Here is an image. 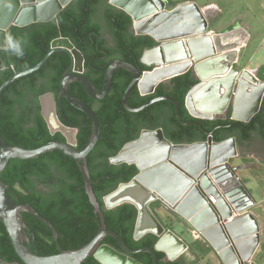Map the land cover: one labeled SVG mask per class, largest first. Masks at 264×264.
<instances>
[{
  "label": "water",
  "instance_id": "95a60500",
  "mask_svg": "<svg viewBox=\"0 0 264 264\" xmlns=\"http://www.w3.org/2000/svg\"><path fill=\"white\" fill-rule=\"evenodd\" d=\"M72 1L0 0V49L7 48L11 26L24 27L55 19ZM166 2L109 0L111 5L131 16L135 34L148 35L156 44L145 48L136 64L119 58L110 60L105 67L100 92L84 75V56L67 37L54 39L39 63L25 71H18L0 85L1 95L12 82L39 70L52 53L66 51L71 55L72 62L62 76L59 96L65 97L93 121L88 145L78 150V129L60 122L55 95L48 92L40 97L42 114L51 133L60 131L66 141H50L27 149L10 146L0 133V175L11 159H31L58 149L77 161L85 179L86 192L101 221L100 230L81 248L54 255H38L25 245L29 238L22 213H31L45 222L58 240L56 229L31 205L15 203L8 192V185L0 179V221L5 225L22 264H83L89 256H94L101 264H144L133 258L140 252L150 253L153 264H159L158 251L164 253L166 264H178L176 261L183 258L189 246L173 230L166 228L152 209L154 203L172 211L195 234L202 236L223 264H256L252 259L261 242L260 225L257 217L249 212L255 200L238 178V168L232 165L233 159L242 155L237 139L229 137L217 142L212 139V132L203 129L200 123L183 121L179 101L169 95L155 97L139 107H131L128 103L135 88L141 95H149L159 84L168 83L173 77L191 71L197 83L187 93L185 105L192 116L209 120L230 117L238 122H249L261 108L264 81H260L254 72L235 65L240 49L249 40V32L238 26L223 33H212L203 10L196 2L181 4L171 10L166 8ZM60 38L69 41L80 55L81 70L75 69L72 50L53 44ZM8 51L15 52L13 49ZM120 67L133 75L123 96L125 109L140 112L157 102L170 101L175 105L176 118L181 124L197 125L208 136L206 140L192 143H174L166 138L162 128L143 129L137 139L126 143L110 159L116 165L135 164L138 173L103 197L104 208L109 210L125 203L133 204L138 211L134 238L138 240L146 234H154L158 238L154 247L130 248L119 233L107 229L104 212L93 192L87 161L101 137L100 122L89 105L68 91V83L76 81L91 98L104 99L110 93L114 74ZM4 68L5 63L0 57V70ZM47 102L52 105L58 129L52 127L47 117ZM210 196L216 199L215 204L210 203ZM106 236L114 237L120 249L103 244ZM0 264L21 263H9L0 258Z\"/></svg>",
  "mask_w": 264,
  "mask_h": 264
},
{
  "label": "trees",
  "instance_id": "16d2710c",
  "mask_svg": "<svg viewBox=\"0 0 264 264\" xmlns=\"http://www.w3.org/2000/svg\"><path fill=\"white\" fill-rule=\"evenodd\" d=\"M132 24L131 16L111 5L109 0H73L55 19L24 27L11 26L8 37L23 38L26 42L21 44L22 55L0 49V57L5 63V68L0 70V85L18 71L39 63L54 39L67 37L83 54L84 74L100 92L108 64L107 60L101 59V52L108 53L110 59L119 58L136 64L144 49L156 44L148 35L135 34ZM106 31L113 36L114 45L104 38ZM71 62L68 52H54L39 70L19 78L2 91L0 133L10 146L33 149L50 141H66L61 132L51 133L42 115L40 97L48 92L55 95L60 122L78 129L76 148L83 150L88 145L93 133L92 119L65 97L59 96L62 76ZM258 76L264 80L260 70ZM132 78L131 72L118 68L110 93L101 100L91 98L76 81L68 83V91L89 105L100 122L101 137L87 161L93 192L104 212L107 229L119 233L128 247L136 249L154 247L158 238L151 233L138 240L134 238L138 211L133 204L125 203L109 210L104 208L103 197L138 173L135 164H112L111 157L126 143L137 139L143 129L162 128L166 138L174 143H192L206 140L208 136L197 125L181 124L176 118L175 105L170 101L157 102L140 112L125 109L123 96ZM196 83L194 75L188 71L173 77L168 83L159 84L149 95H141L135 88L128 103L131 107H139L155 97L169 95L179 101L182 120L200 123L203 129L212 132L214 141L235 137L238 144L243 145L255 136L264 140V98L259 112L249 122H238L230 117L214 120L196 118L185 105L186 95ZM0 179L8 185V192L15 203L31 205L56 229L58 240L45 222L31 213H22L29 238L25 245L38 255H54L81 248L101 228L100 217L86 192L85 179L77 161L58 149L31 159H11ZM102 243L120 249L114 237L106 236ZM164 256L163 252H157L159 264L165 263ZM0 258L22 264L1 221ZM133 258L144 264H153L152 255L148 252L134 254ZM83 264L101 263L94 256H89Z\"/></svg>",
  "mask_w": 264,
  "mask_h": 264
},
{
  "label": "crops",
  "instance_id": "0c3cea01",
  "mask_svg": "<svg viewBox=\"0 0 264 264\" xmlns=\"http://www.w3.org/2000/svg\"><path fill=\"white\" fill-rule=\"evenodd\" d=\"M249 8L257 9V17H255L259 21L255 22L256 26H251L253 21H250V25L244 22L240 23L249 32L250 36L247 44L239 51L238 62L241 63L242 69L254 72L260 81H264L258 76L259 70L264 74V0L249 6ZM254 142H250L249 146L244 144L246 148H243L240 157L233 159L232 165L238 168V178L243 182L255 200V204L250 207L249 212L258 219L261 242L252 260L256 264H264V140L258 137ZM153 210L163 221L166 228L173 230L183 240H185V236H189L188 234H190L191 229L186 227L183 220L177 217V215L174 214L177 218L174 220H177L176 222L178 223L176 230L175 227L167 224V221L170 219V212L167 209L159 205V208L154 207ZM196 253L197 251H194V254H192L190 249H188L182 259L196 264ZM260 257L263 262L259 263L257 258ZM220 263L222 262L220 261Z\"/></svg>",
  "mask_w": 264,
  "mask_h": 264
},
{
  "label": "rangeland",
  "instance_id": "374dc122",
  "mask_svg": "<svg viewBox=\"0 0 264 264\" xmlns=\"http://www.w3.org/2000/svg\"><path fill=\"white\" fill-rule=\"evenodd\" d=\"M260 1L261 0H167L166 8L171 10L181 4L196 2L203 10V13L209 23V31L212 33H223L230 31L235 27L242 26L240 23L243 22L250 25V21H253L251 26H256L255 22L259 21L256 18L257 9L249 8V6L259 3ZM235 65L241 68V63L238 62V60ZM46 114L52 127L59 128V124L55 120L54 112L50 102H47L46 104ZM159 205V203H154L155 208H159ZM168 211L170 212V219L167 221V224H170V226L175 227L177 230L178 223L176 222L177 220H174L177 218L174 216L172 211ZM184 224L186 227L191 229L190 234H188L189 236H185V242L188 244L192 254H194V251H197L195 254L197 258L196 264H223L220 263V258L209 245V243L206 242L202 236L195 234L193 229L190 228L186 223ZM257 261L259 263L263 262L261 257L257 258Z\"/></svg>",
  "mask_w": 264,
  "mask_h": 264
},
{
  "label": "flooded vegetation",
  "instance_id": "af4514ba",
  "mask_svg": "<svg viewBox=\"0 0 264 264\" xmlns=\"http://www.w3.org/2000/svg\"><path fill=\"white\" fill-rule=\"evenodd\" d=\"M104 38L105 39H107V40H109V42H110V44L112 45H114V43H113V41H112V39H113V36L109 33V32H105V36H104ZM102 54H103V56L101 57V59H103V60H107V62H109L110 60H112V59H110V56H109V54L107 53V56L104 54V52H101ZM145 66H143V68H144ZM84 68V72L83 73H85V66L83 67ZM85 75V74H84ZM43 115V114H42ZM44 117V116H43ZM45 118V117H44ZM46 120V119H45ZM47 122V121H46ZM48 124V123H47ZM49 127V126H48ZM50 129V128H49ZM58 129V128H57ZM57 132H60V131H57ZM258 139V136H255L252 140H250V141H248V142H246L245 143V145H247V146H249L250 145V142L252 143V142H254L255 140H257ZM255 143V142H254ZM244 144L243 145H241V149L243 150V148H246V146H245ZM153 206H154V204H153ZM163 261L165 262V256H164V258H163ZM177 262H181L182 264H192V263H190V262H188V261H185V260H183L182 258L180 259V260H178V261H176V263ZM164 264H166V262L164 263Z\"/></svg>",
  "mask_w": 264,
  "mask_h": 264
},
{
  "label": "bare ground",
  "instance_id": "6f19581e",
  "mask_svg": "<svg viewBox=\"0 0 264 264\" xmlns=\"http://www.w3.org/2000/svg\"><path fill=\"white\" fill-rule=\"evenodd\" d=\"M53 44L55 46H63V47H67L68 49L73 51V54L75 56V69L76 70H81L82 69V60L80 55L78 54L77 51H75L72 47V45L69 43V41H67L66 39H57L53 42Z\"/></svg>",
  "mask_w": 264,
  "mask_h": 264
},
{
  "label": "clouds",
  "instance_id": "9594fccd",
  "mask_svg": "<svg viewBox=\"0 0 264 264\" xmlns=\"http://www.w3.org/2000/svg\"><path fill=\"white\" fill-rule=\"evenodd\" d=\"M22 42H26V41H24L23 38L13 39L12 36H9L7 39V48L5 49V51H7L8 49H13L17 55H22L23 54L21 48Z\"/></svg>",
  "mask_w": 264,
  "mask_h": 264
},
{
  "label": "built area",
  "instance_id": "2783aa9c",
  "mask_svg": "<svg viewBox=\"0 0 264 264\" xmlns=\"http://www.w3.org/2000/svg\"><path fill=\"white\" fill-rule=\"evenodd\" d=\"M212 136V135H211ZM210 200V203H212V204H215L216 203V199L214 198V196H210V198H209Z\"/></svg>",
  "mask_w": 264,
  "mask_h": 264
}]
</instances>
